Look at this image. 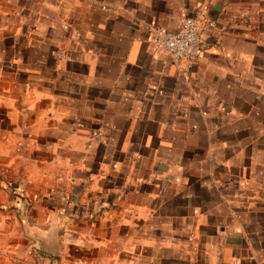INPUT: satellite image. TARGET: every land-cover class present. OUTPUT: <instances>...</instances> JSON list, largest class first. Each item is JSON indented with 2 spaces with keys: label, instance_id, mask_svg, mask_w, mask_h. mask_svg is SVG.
Here are the masks:
<instances>
[{
  "label": "crops",
  "instance_id": "0c3cea01",
  "mask_svg": "<svg viewBox=\"0 0 264 264\" xmlns=\"http://www.w3.org/2000/svg\"><path fill=\"white\" fill-rule=\"evenodd\" d=\"M0 264H264V0H0Z\"/></svg>",
  "mask_w": 264,
  "mask_h": 264
},
{
  "label": "built area",
  "instance_id": "2783aa9c",
  "mask_svg": "<svg viewBox=\"0 0 264 264\" xmlns=\"http://www.w3.org/2000/svg\"><path fill=\"white\" fill-rule=\"evenodd\" d=\"M202 42L200 25L194 18H186L177 32L160 27L155 28L150 36V43L155 52L176 62L196 61Z\"/></svg>",
  "mask_w": 264,
  "mask_h": 264
},
{
  "label": "rangeland",
  "instance_id": "374dc122",
  "mask_svg": "<svg viewBox=\"0 0 264 264\" xmlns=\"http://www.w3.org/2000/svg\"><path fill=\"white\" fill-rule=\"evenodd\" d=\"M20 192H22L21 190H18L17 191V194H15L16 195V199H17V196H21L22 194L20 193ZM23 193V192H22ZM24 197H25V195H24ZM18 200V199H17ZM23 199H21V201H22ZM18 203H19V206H20V204H21V207H23V209L22 210H26L27 209V204L25 203V202H19L18 201Z\"/></svg>",
  "mask_w": 264,
  "mask_h": 264
},
{
  "label": "trees",
  "instance_id": "16d2710c",
  "mask_svg": "<svg viewBox=\"0 0 264 264\" xmlns=\"http://www.w3.org/2000/svg\"><path fill=\"white\" fill-rule=\"evenodd\" d=\"M17 199L19 202H21V199H23V198H22V196H17Z\"/></svg>",
  "mask_w": 264,
  "mask_h": 264
}]
</instances>
